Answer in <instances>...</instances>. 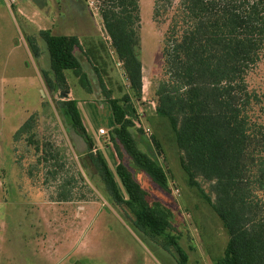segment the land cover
<instances>
[{
	"label": "rangeland",
	"instance_id": "1",
	"mask_svg": "<svg viewBox=\"0 0 264 264\" xmlns=\"http://www.w3.org/2000/svg\"><path fill=\"white\" fill-rule=\"evenodd\" d=\"M152 5L139 0L142 90L137 100L103 28L97 0H0V264H177L174 252L138 231L127 209L112 202L85 160L88 145L61 108V101L74 97L81 112V99L95 102L99 108L91 106L90 116L104 131L99 142L110 144L113 119L108 104L103 108L106 94L95 70L111 98L129 99L123 110L134 123L137 147L166 173L168 187L162 190L124 157L148 200L170 211L172 233L187 264H215L222 257L228 235L199 191L188 185L173 136L155 114L165 26L154 23ZM43 30L79 39L82 50L75 57L86 71L90 94L71 71L64 72L66 98L60 97L62 90L49 89L44 79V73L52 76L49 56L38 35ZM30 37L38 57L28 48ZM246 83L264 99V59ZM29 118L31 128L15 137ZM111 172L127 199L115 169ZM202 187L208 192V185ZM66 193L70 201H59Z\"/></svg>",
	"mask_w": 264,
	"mask_h": 264
},
{
	"label": "trees",
	"instance_id": "2",
	"mask_svg": "<svg viewBox=\"0 0 264 264\" xmlns=\"http://www.w3.org/2000/svg\"><path fill=\"white\" fill-rule=\"evenodd\" d=\"M152 4L154 23L165 26L155 114L173 136L188 185L199 191L228 235L223 255L215 264H264V99L246 83L247 75L264 59V0H152ZM97 10L129 87L139 100V0H97ZM38 35L49 56L52 76L44 73L49 89L66 91L64 72L71 71L90 94L88 77L75 57V51L82 50L79 39L55 36L49 30ZM26 41L32 55L38 57L34 38ZM95 74L115 125L109 130V141L127 199L121 197L107 164L94 151L76 101H61L72 128L89 147L85 160L112 202L132 215V225L164 251L174 252L177 264H187L188 256L172 233L170 211L148 200L124 157L162 190L168 187L166 173L138 149L131 134L134 123L123 110L129 99L111 98L96 70ZM30 122L31 118L15 137L29 130ZM153 142L158 147L155 139ZM202 185H208V192ZM68 194L59 201H70Z\"/></svg>",
	"mask_w": 264,
	"mask_h": 264
},
{
	"label": "crops",
	"instance_id": "3",
	"mask_svg": "<svg viewBox=\"0 0 264 264\" xmlns=\"http://www.w3.org/2000/svg\"><path fill=\"white\" fill-rule=\"evenodd\" d=\"M80 62V61H79ZM81 64V67L83 69L84 72L85 69L82 65V63L80 62ZM67 83V81H66ZM68 85V83H67ZM75 98V97H74ZM71 99V100H75V99ZM83 100L82 101V112H81V109H80V105H79V102L77 100L76 101V106H77V109L79 111V114H80V118H81V121H82V124L88 134V136L92 139L93 141V145H94V150L99 152V154L102 156V158L104 159L105 163L107 164L110 172H111V168H114L116 169V166L118 164V160H117V157L115 155V152L112 148V146L108 143L104 146H102L99 142V138L101 135H99V130H101V127H96L94 126L92 120H93V117L90 116V111L92 109V107H98V105L95 103V102H90V101H87L86 99H81ZM103 105V104H102ZM92 106V107H91ZM107 106V103L106 105L104 104V107L103 108H106ZM114 123L108 128V130L112 129L114 127ZM113 178L115 179V176L113 175V173L111 172ZM115 182H116V179H115ZM117 184V183H116Z\"/></svg>",
	"mask_w": 264,
	"mask_h": 264
},
{
	"label": "water",
	"instance_id": "4",
	"mask_svg": "<svg viewBox=\"0 0 264 264\" xmlns=\"http://www.w3.org/2000/svg\"><path fill=\"white\" fill-rule=\"evenodd\" d=\"M60 97L61 98H66L67 97V94L64 91H61L60 92Z\"/></svg>",
	"mask_w": 264,
	"mask_h": 264
},
{
	"label": "built area",
	"instance_id": "5",
	"mask_svg": "<svg viewBox=\"0 0 264 264\" xmlns=\"http://www.w3.org/2000/svg\"><path fill=\"white\" fill-rule=\"evenodd\" d=\"M8 1L11 2V3H14L15 2V0H8ZM98 132H99V134H104V131L103 130H99Z\"/></svg>",
	"mask_w": 264,
	"mask_h": 264
}]
</instances>
